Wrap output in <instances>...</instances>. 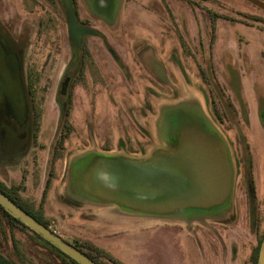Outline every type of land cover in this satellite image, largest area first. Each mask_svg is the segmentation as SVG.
<instances>
[{"label": "rangeland", "instance_id": "obj_1", "mask_svg": "<svg viewBox=\"0 0 264 264\" xmlns=\"http://www.w3.org/2000/svg\"><path fill=\"white\" fill-rule=\"evenodd\" d=\"M76 8L77 20L95 33L85 38V66L71 82L70 132L57 149L59 82L74 54L64 6L61 0H0V25L21 43V76L26 83L34 76L41 113L35 162L14 157L3 136L1 181L21 182V196L43 208L51 229L69 242L98 245L112 258L102 257L104 264H251L264 231V0H76ZM4 102L0 113L6 110L9 121L0 114V127L20 134ZM184 115L230 148L234 181L227 203L212 214L188 211V222L72 203L81 195L79 158L90 152L140 157L166 147ZM246 170L254 182V227ZM43 244L0 209L4 256L18 254L19 264L52 258L60 264Z\"/></svg>", "mask_w": 264, "mask_h": 264}, {"label": "water", "instance_id": "obj_2", "mask_svg": "<svg viewBox=\"0 0 264 264\" xmlns=\"http://www.w3.org/2000/svg\"><path fill=\"white\" fill-rule=\"evenodd\" d=\"M68 35L79 47L85 36L95 31L76 18L73 0H61ZM69 77L61 85L67 92ZM0 82L13 116L19 123L27 119V103L20 60L8 52L0 40ZM186 118V117H185ZM169 149H159L143 158L122 154L90 152L83 162L78 184L80 194L100 204L114 205L133 214L168 216L191 209L210 210L222 206L232 195L234 169L222 136L192 119L181 120L174 130ZM0 205L15 218L38 232L80 264H98L87 253L40 222L0 188ZM257 264H264V237Z\"/></svg>", "mask_w": 264, "mask_h": 264}, {"label": "flooded vegetation", "instance_id": "obj_3", "mask_svg": "<svg viewBox=\"0 0 264 264\" xmlns=\"http://www.w3.org/2000/svg\"><path fill=\"white\" fill-rule=\"evenodd\" d=\"M82 24H84L83 22H81ZM85 25V24H84ZM69 36V35H68ZM85 38L84 37L82 43L80 44L79 47H76L70 37H69V42L71 44V47L74 50V54H72L71 59L68 62V65L66 66V69L64 71V74L62 76L61 82L60 83V89H59V107L61 110L62 105H67L69 103V99H70V95H72V91L73 88L71 87V82L72 80H76L80 79V66L84 61V64L86 62V56L87 53L85 51ZM17 39V38H16ZM0 40L2 41V43L4 44L6 50L8 52H14L16 54V56L19 57L20 60V65H21V69L24 67V58H25V54L22 52V48H21V43L20 41L17 40H12V38H10L7 35L6 30L0 25ZM23 76V75H22ZM34 76H29V81L26 83L25 79H23L22 77V83H23V87H24V92H25V98H26V103H27V119L25 122L23 123H19L18 120L13 116L12 114V119L13 121L16 122L17 125L20 126V134H15V132L12 131L11 128L6 129L3 131V129H1L0 127V161L3 159H6L4 156L6 155V153L4 152L6 149V147L4 146V137H6L8 139V141L10 142L9 146H10V152H12L14 154V157H22L21 159L25 158H31L32 162H35V155L34 152H32V150H35L39 145L38 143L36 144L37 141V137H38V133L40 130V115L41 113L37 114V111L39 112V105L35 99V93L32 92L31 89V85L30 82L32 80H35L33 78ZM69 77V81H68V85H67V92L65 94L62 93V89H61V85L62 83L65 81V79ZM59 85V84H58ZM4 99V100H3ZM6 100L3 91H2V86H1V82H0V102H4ZM7 102V100H6ZM5 104V102H4ZM0 109H4V107H0ZM5 109H6V105H5ZM2 118L4 119V121L7 123L9 121V114L6 112V110H2V112L0 113ZM181 116V115H180ZM185 117L187 115H184ZM182 120L186 119L183 117H180ZM198 121V120H197ZM218 124H220L219 119H217ZM219 126V125H217ZM21 131H24V133H21ZM5 133V135H4ZM4 136V137H3ZM23 138L27 141H23ZM26 145V146H25ZM230 150V148H229ZM2 153V155H1ZM230 153V151H229ZM54 160V158H52ZM232 160V159H231ZM8 164V163H6ZM20 164V163H19ZM1 168V166H0ZM52 174L51 172H49L48 177H51ZM9 178V177H7ZM1 180V179H0ZM47 181V180H46ZM21 183V182H19ZM17 182H14L11 184H6L7 187H12L15 186L16 184H19ZM25 187L23 185V187L21 189L18 190V192L20 194H22V190H24ZM78 196V198H84L82 195H76ZM74 198L76 199V197L74 196ZM77 198V199H78ZM25 202V200H24ZM216 209H210V210H205L207 212H209L210 214H212L213 212H215ZM220 211V210H219ZM188 212V211H187ZM203 215V213H201ZM200 214V217L202 218V215ZM178 219H181L183 221L188 222L187 220V214L183 213V215L181 217H176Z\"/></svg>", "mask_w": 264, "mask_h": 264}, {"label": "trees", "instance_id": "obj_4", "mask_svg": "<svg viewBox=\"0 0 264 264\" xmlns=\"http://www.w3.org/2000/svg\"><path fill=\"white\" fill-rule=\"evenodd\" d=\"M73 3H74V8H75L76 16H78V14H77V8H76V0H73ZM105 44H106V47L111 51V53L116 58H118L119 55L107 43V41H106ZM85 51H86V53L88 52L86 45H85ZM84 66H85V64H84V61H83V63L80 66L81 73H82V71L84 69ZM30 85H31L32 92H34L35 91V88H36V81L35 80H32L30 82ZM71 103H72V95H70L69 103L67 105H62L61 110H60L57 128H60V130L63 133L61 134V132H60L59 138H57V149H60V148L62 149V144L64 143L65 138L69 135V132H70V126L67 124V117L69 115V110H70V104ZM37 114L39 116L40 110H39V112L37 111ZM54 148L56 149V145H54ZM245 179H246V186H247L248 192H249L248 195H249V207H250V225L252 227H254L255 220H256V217H255V208H256V202L255 201L256 200H255V194H254V182H253V180L251 178V172L248 171V170H246V178ZM50 183H51V177H47V181H46L45 187L43 189L44 192H46V189H48V187L50 186ZM22 187H23V185L21 183H19V184H16L15 186H12V187L9 188V187L6 186V184L4 182H2L0 180V188L9 197H11L21 207H23L24 209H26L30 214H32L33 216H35L40 222H42L46 226L50 227V223L48 222V220H45L42 215H40L39 213L33 211L30 207H28L26 205V203L24 202L23 197L18 192V190L21 189ZM0 209L14 223H17V224L21 225L22 227L29 229L35 235H37L42 240V242L45 243L43 245L46 248H48L49 250H51L56 255L57 259L59 261H61L60 264H62V263L63 264H80L79 262L75 261L70 256H68L67 254H65L64 252H62L58 247H56L50 241L46 240L38 232L32 230L30 227H28L27 225H25L24 223H22L19 219L15 218L9 211H7L6 209H4L1 205H0ZM263 237H264V231L261 234V236L259 237V239L257 241V244L254 246V248H253V250L251 252V255H250V262H251V264H257L258 255H259V249H260V245H261V242H262ZM71 243L74 244L75 246H77L79 249H81L85 253H87L98 264H104L101 261V258L102 257L109 258L110 260H112V258H110L101 247H99L98 245L94 244L93 242H91L89 240H84V241H81V242L72 241ZM20 259L23 260V258H20L18 254H17V256L15 258L10 259V258L4 256L0 252V264H19L20 263ZM46 261H48L47 264H57V262L55 261L54 258H52L51 261L50 260H46ZM43 262H45V261H43ZM30 264H34V263H30Z\"/></svg>", "mask_w": 264, "mask_h": 264}, {"label": "crops", "instance_id": "obj_5", "mask_svg": "<svg viewBox=\"0 0 264 264\" xmlns=\"http://www.w3.org/2000/svg\"><path fill=\"white\" fill-rule=\"evenodd\" d=\"M182 120V119H181ZM177 121H178V123H177V126L179 125V123H180V118H178L177 119ZM177 126H174L175 128L177 127ZM175 128H174V130H175ZM170 134V133H169ZM171 139L169 140V143H168V145L166 146V147H161L160 145L159 146H156V147H154L152 150H151V152L150 153H148V154H144V155H142V156H140V157H133V156H129V157H132V158H143V157H147V156H149V155H151L152 153H154L155 151H157V150H159V149H163V150H166V149H169L170 148V146L172 145V143H173V141L175 140V137H174V131H173V134H171ZM223 138V137H222ZM226 144V143H225ZM226 146H227V144H226ZM96 153H101V152H96ZM101 154H108V153H101ZM230 154V153H229ZM122 155H124V154H122ZM126 156H128V155H126ZM231 157V156H230ZM233 165V164H232ZM234 169V168H233ZM23 197V196H22ZM42 197H44L43 196V194H42ZM72 201V203L73 204H77V203H81L82 201H89V202H93V203H96V204H100V203H98V202H96V201H94V200H92V199H87L86 197H85V199L84 198H76V199H73V200H71ZM32 201L31 200H25V203H26V205L28 206V207H30L33 211H35V212H37V213H39L40 215H42L43 216V218L45 219V220H47L46 219V217H45V215H44V213L45 212H43V208L41 207V209H38V210H35V209H33V204L31 203ZM40 202V201H39ZM67 202V201H66ZM227 203V202H226ZM39 204V203H38ZM100 205H105V204H100ZM110 206H112V207H115L114 209H117L118 211H122L123 213L125 212V211H123V210H121L120 208H118L117 206H114V205H110ZM218 207H220V206H218ZM191 210H195V209H191ZM191 210H188V211H191ZM187 211H184V212H182V213H177V214H174V215H168V216H165V217H181L182 215H183V213H186ZM126 213H129V212H126ZM131 214H133V213H131ZM137 215H142L143 216V214H137ZM152 216H156V215H152ZM157 217H163V216H157Z\"/></svg>", "mask_w": 264, "mask_h": 264}]
</instances>
